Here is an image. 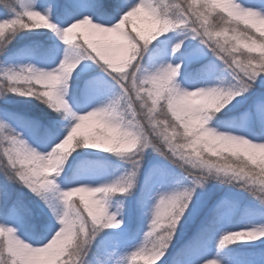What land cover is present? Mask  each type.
Returning <instances> with one entry per match:
<instances>
[{
  "label": "snow or ice",
  "instance_id": "1",
  "mask_svg": "<svg viewBox=\"0 0 264 264\" xmlns=\"http://www.w3.org/2000/svg\"><path fill=\"white\" fill-rule=\"evenodd\" d=\"M51 9L40 0H0V54L21 31L45 30L35 34L51 33L65 46L55 68L0 71V99L9 93L31 97L57 114L51 120L32 117L0 103V264H86L105 229L119 230L108 236L119 264H161L178 230L189 222L195 230L178 251L177 264H217L200 256L199 249L221 223L229 200L209 207L196 198L199 190L218 179L264 205V138L209 126L210 112L264 85V0H52ZM209 53L215 59L201 64L197 73L211 75L222 65L231 77L229 86L188 80L189 65ZM83 60L105 73L89 81L96 94L87 109L68 93L72 74L89 67L81 66ZM245 118L264 126V91ZM81 145L134 157L135 169L109 183L62 187L61 167ZM148 149L182 169L188 184L150 198L143 243L129 250L119 240L127 228L121 227L123 205L114 207L113 201L135 187ZM154 169L164 179L171 174L164 163ZM24 189L52 218L38 237L21 238L29 214ZM260 238L264 225L225 231L216 246ZM97 264H103L98 257Z\"/></svg>",
  "mask_w": 264,
  "mask_h": 264
},
{
  "label": "rangeland",
  "instance_id": "2",
  "mask_svg": "<svg viewBox=\"0 0 264 264\" xmlns=\"http://www.w3.org/2000/svg\"><path fill=\"white\" fill-rule=\"evenodd\" d=\"M241 2H244V0H241ZM40 3L45 8L52 10V0H40ZM133 21L142 29L146 30L148 27L140 19L133 18ZM128 29L131 30V25L128 26ZM43 31L45 30H35L33 33ZM46 38L52 41L53 45H60V48L51 54L43 52L37 57L21 52L15 57L12 56L8 50L15 45V40L13 39L7 46L6 51L0 54V71L10 67L19 69L21 66L26 65H33L46 70L57 67L63 58V48L65 46L51 33ZM185 43H188V41H185ZM196 43V41H193L192 45L194 46ZM214 59L215 57L209 53L199 62L189 65L186 70L188 80L201 86H204L205 83L209 86H229L231 77L222 65H219L211 75L197 73V69L201 64ZM217 63L219 64V62ZM85 64L89 65V67L82 72L77 69L72 74V78L68 81V93L73 98L75 104L87 109L96 94L95 87L90 85L89 81L98 76H103L105 73L90 60L81 61V66ZM77 72H79V75H77ZM181 83L183 84L184 81H181ZM189 90L194 89L190 88ZM262 91H264V85H261L259 90H253L250 94L246 93L244 96L236 97L219 112H210L209 126L218 132L226 134L244 135L245 138L249 139H252L253 136L264 138V126L255 118L252 120L245 118V113L251 111L254 99ZM51 114V119L57 118L56 113L51 112ZM132 159L134 157H120L81 145L67 158L61 167L60 177L62 187L80 184L96 186L112 182L135 169V166L131 162ZM157 163H164L170 169L171 174L167 179L162 177L158 169H154V165ZM217 180L210 179L204 189L199 190V195L196 198L206 201L209 207L217 200L225 197L228 198L229 204L224 211L221 223L214 230L209 240L199 249V255L208 260L215 259L217 264H264V259L261 260V258H264V251L259 253V255H255L251 250L252 247L263 246L264 238L255 241L244 240L230 243L238 244L243 246L245 250H248L247 255H240V257L235 253L224 255L223 248L216 246V240L225 231H239L264 225V205H261L257 198L252 197L243 189L232 185L227 188H215L213 184ZM0 182H3L2 177H0ZM187 184L188 181L184 179L182 169L164 161L155 151L151 149L145 150L137 173L135 187L131 190L130 194L116 197L113 201L114 207L119 208L121 204L123 205L121 215L125 217V221L121 227L124 228L125 224L127 225L125 231L119 235L121 247L130 250L131 245L143 243V234L148 230L151 218L146 206L154 202V200L150 199L151 197H154L158 191H169L174 187H183L187 186ZM15 186L19 190V186ZM23 191L25 199L29 204V214L22 223L21 230L24 235L21 238L28 236L38 237L43 232L46 224L52 222V218L42 201L26 189ZM142 202L145 205L143 209H141ZM36 221H43L44 223H40L37 226ZM194 230L195 225L191 222L178 230V234L173 238L172 244L166 253V258L161 261V264H177V253L190 239ZM117 232H119L117 229H105L96 238L93 243V252L90 253L89 257L85 258L86 264L89 259H91V264H97V257L103 264H119L120 256L116 252L114 245L108 240L109 235L116 234ZM128 255V253H125V258ZM138 263H143V261H138ZM129 264H131V261H129Z\"/></svg>",
  "mask_w": 264,
  "mask_h": 264
},
{
  "label": "trees",
  "instance_id": "3",
  "mask_svg": "<svg viewBox=\"0 0 264 264\" xmlns=\"http://www.w3.org/2000/svg\"><path fill=\"white\" fill-rule=\"evenodd\" d=\"M14 40L15 45L13 46V48L8 50L14 57L20 52L29 53L30 55L37 57L43 52H45V54H51L56 50L52 41L33 32L31 33L28 31H21L16 35ZM0 103H2L8 110L16 111L22 115L41 117L49 120L52 116L51 111L43 103L31 97L16 96L9 93L7 98L0 99ZM213 185L215 188H227L231 186L227 183H221L219 180L215 181ZM11 187L17 189L14 184L11 185ZM222 250L224 255L235 253L239 255V257L240 255H247L248 252V250H245L243 246H240L238 244H230L224 246ZM251 250L255 255H259V253H262L264 251V245L252 247ZM262 259L264 258H261V260Z\"/></svg>",
  "mask_w": 264,
  "mask_h": 264
}]
</instances>
